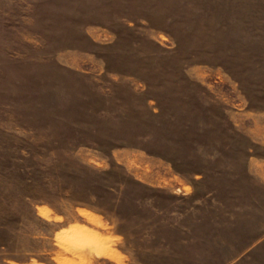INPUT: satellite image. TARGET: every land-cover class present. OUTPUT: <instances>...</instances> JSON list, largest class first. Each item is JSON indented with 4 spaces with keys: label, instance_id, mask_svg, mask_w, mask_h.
<instances>
[{
    "label": "rangeland",
    "instance_id": "374dc122",
    "mask_svg": "<svg viewBox=\"0 0 264 264\" xmlns=\"http://www.w3.org/2000/svg\"><path fill=\"white\" fill-rule=\"evenodd\" d=\"M0 264H264V0H0Z\"/></svg>",
    "mask_w": 264,
    "mask_h": 264
}]
</instances>
